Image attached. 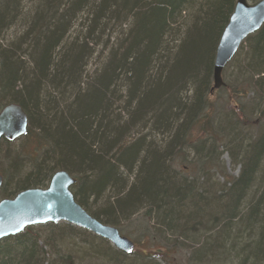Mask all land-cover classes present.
<instances>
[{"label":"trees","instance_id":"trees-1","mask_svg":"<svg viewBox=\"0 0 264 264\" xmlns=\"http://www.w3.org/2000/svg\"><path fill=\"white\" fill-rule=\"evenodd\" d=\"M235 1L0 0V100L24 110L22 137L33 143L31 153L12 154L11 172L24 174L10 195L44 188L64 169L76 177V203L102 224L116 227L117 212L143 206L142 236L153 243L167 233V249L189 242L190 264H264V24L230 61L242 85L233 93L263 102L257 133L246 134L251 120L240 106L234 121L212 117L215 49ZM208 140L240 166L237 177L207 184L210 156L194 179L166 164L183 147L199 154ZM102 193L106 207L91 210ZM61 223L1 239L0 264H75L74 253L77 264H161L159 250L139 260Z\"/></svg>","mask_w":264,"mask_h":264},{"label":"water","instance_id":"water-1","mask_svg":"<svg viewBox=\"0 0 264 264\" xmlns=\"http://www.w3.org/2000/svg\"><path fill=\"white\" fill-rule=\"evenodd\" d=\"M264 24V0L249 4L236 0L234 9L216 45L213 61V88L223 85L221 73L243 41ZM28 119L23 109L8 104L0 109V139L14 141L26 134ZM76 182L64 171H56L46 188H32L13 198L0 200V240L17 235L28 226L66 222L106 239L115 249L131 254L133 242L115 227L102 224L74 200L70 187ZM2 177L0 176V187Z\"/></svg>","mask_w":264,"mask_h":264},{"label":"rangeland","instance_id":"rangeland-1","mask_svg":"<svg viewBox=\"0 0 264 264\" xmlns=\"http://www.w3.org/2000/svg\"><path fill=\"white\" fill-rule=\"evenodd\" d=\"M248 3H254L253 0H248ZM191 15L192 9L185 10V15H183V22L185 24H189V21L191 17L187 18V14ZM193 15V14H192ZM187 23H186V22ZM175 27V26H173ZM93 61V60H92ZM91 61V62H92ZM230 63V62H229ZM227 64L226 67L223 69V81L225 82V85L214 90L213 91V96L211 99L212 102V112H213V120L214 123L219 125V120L223 118V116H227L228 120L234 121L236 118V112L238 111V107L240 106L241 109L245 112L246 116L249 117V120L251 122L248 123L246 130V134L250 137L251 135H254L257 133L258 130H256V124L253 125L252 121L258 122L260 118V109L263 107V102L261 100H250L249 98L245 97H238L236 93H233L231 89L232 87L236 86L235 90H241L242 85L239 83V80L233 81L234 75L236 73V68L233 66V64ZM93 64V62H92ZM93 66V65H92ZM233 81V82H232ZM238 82V83H237ZM6 100H0V108L2 107L3 104H5ZM226 117V118H227ZM223 129V132L225 133L226 131V126L221 127ZM148 130V129H146ZM128 131L131 132L130 137L132 139H135L136 136L132 135L131 129ZM148 131H143V134H146ZM147 139V137H146ZM162 149L165 147V143L162 145ZM194 146V147H193ZM191 147H183V153L175 154L169 158H166V164L170 165L171 170L176 173V175H183L187 178H192L194 179L195 177H200L203 173L204 170L201 169V161H202V156H210L212 162H214V165H211V168L209 169V178H206L208 180L207 184L210 182H215L218 184H222L224 181L225 176L229 177H237L240 171V166L237 165H232L230 157L227 153H223L222 148L218 147V144H212L210 140L206 141L203 143L200 147V153L197 154L195 149L196 145H193ZM23 149V154L26 153H31L32 148H33V143L32 142H27L23 139V137H20L14 141H12L11 145H0V174L3 176V182H2V187H0V200L7 198V196H10L11 198L13 196L10 195L11 188L13 187L12 183L15 180L14 177L19 176L24 174V171L21 170L19 173L16 174V170L14 169L13 172H11L9 165L13 163L12 161V156L14 155L13 153H17L20 149ZM178 147H175L173 151L175 152ZM176 153V152H175ZM13 154V155H12ZM182 155V156H181ZM15 156V155H14ZM25 164V169L28 170L29 167L32 165V161L28 159H24L22 161ZM208 168H205V170ZM14 174V175H13ZM180 176V175H179ZM212 181H211V180ZM107 203V193H102L97 200V202H94L90 207L92 208L91 210H103L104 207H106ZM143 206H139L138 208L132 210L127 216L124 218L119 214V212L116 213L115 219L117 220L116 222V228L119 230V233L122 236L127 237L130 239L134 244H135V250L131 255L127 256H134L135 258L139 260H145V258H148L147 256L149 254L156 255L154 253L155 250H159L162 255L158 254L156 257L160 259L161 264H190L189 263V256H190V251H189V246L190 243L187 241H182L178 240V243H182V247H173L171 244H169V248L167 249L165 246L167 245V241L174 240L170 235L167 233L161 234L162 238L156 237L153 239V243H150L149 240H151V236L149 235H143V230L141 227H143L144 222L142 221L141 214L143 213L144 209L146 208H140ZM62 224L61 222H58ZM152 222H149L148 225H151ZM38 226V225H37ZM39 228V227H36ZM43 229V228H42ZM43 236L51 235L53 232L51 229H44L41 230ZM40 231V232H41ZM75 231V235H80L81 238L80 240L85 239L86 237H89L92 234L91 232L77 227ZM164 235V236H163ZM101 244L99 240H97ZM105 247L103 249L109 250L110 248H114L109 242L104 243ZM63 250V247H61ZM73 252L74 251V248ZM61 250V252H62ZM109 253L110 252H107ZM135 253V254H134ZM73 254V253H72ZM77 256V258H75ZM79 256L81 254L79 253H74L72 255L73 262L77 264L79 261ZM231 257H229L230 259ZM158 259V260H159ZM102 262L100 259H94V260H83L79 264H100ZM235 262L234 264H236ZM138 264V263H137Z\"/></svg>","mask_w":264,"mask_h":264},{"label":"bare ground","instance_id":"bare-ground-1","mask_svg":"<svg viewBox=\"0 0 264 264\" xmlns=\"http://www.w3.org/2000/svg\"><path fill=\"white\" fill-rule=\"evenodd\" d=\"M237 52H238V51H237ZM237 52H236V53H237ZM221 78H222V82H223V85H222V86H224V85H225V82L223 81V71H222V73H221ZM222 86H221V87H222ZM214 90H216V89L213 88V72H212L211 91H214ZM8 104H15V103H9V102H8V103L3 104L2 107L6 106V105H8ZM16 105H18V104H16ZM2 107H1V108H2ZM1 108H0V109H1ZM23 111H24V110H23ZM1 139H4V138H1ZM1 139H0V140H1ZM5 140H6V139H5ZM7 141H8V140H7ZM60 170H61V171H64L65 173H67L69 176H71L72 178H74V179L76 180V177H75L73 174L69 173L68 171H66V170H64V169H60ZM60 170H58V171H60ZM55 172H56V171H55ZM55 172H54V173H55ZM54 173H53V174H54ZM53 174L50 175L49 179L46 181V185H45L44 188H46V187L49 185V183H50V181H51V178H52ZM0 176L2 177V182H3V176H2L1 174H0ZM74 184H75V183H74ZM74 184H73V185H74ZM73 185H72V186H73ZM72 186H71V187H72ZM1 187H2V184H1ZM71 187H70V190H71ZM26 189H32V188H24V189H21L19 192L24 191V190H26ZM11 191H13L12 188H11ZM19 192H18V193H19ZM71 192H72V190H71ZM18 193H16L13 197H15ZM13 197H12V198H13ZM10 198H11V197H10ZM10 198H8V199H10ZM78 205H79V204H78ZM79 206H80V205H79ZM80 207H81V206H80ZM81 208H82V207H81ZM82 209H83V208H82ZM83 210H84V209H83ZM84 211H85V210H84ZM85 212H86V211H85ZM86 213H87V212H86ZM45 224H46V223H45ZM39 225H43V224H39ZM39 225H38V226H39ZM35 226H37V225H35ZM28 227H32V226H28ZM28 227H26V228H28ZM112 227H115V226H112ZM26 228H25L23 231H25ZM115 228H116V227H115ZM116 229H117V228H116ZM23 231H22V232H23ZM20 233H21V232H20ZM18 234H19V233H18ZM101 239L107 241V240L104 239V238H101ZM116 250H117V249H116ZM134 250H135V244L133 243V251H134ZM118 251H119V250H118ZM133 251H132V253H133ZM132 253H131V254H132ZM131 254H127V255H131Z\"/></svg>","mask_w":264,"mask_h":264}]
</instances>
